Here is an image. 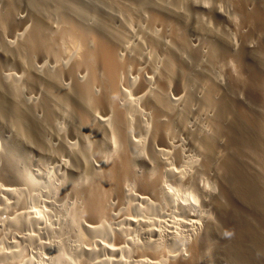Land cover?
<instances>
[{
  "label": "bare ground",
  "instance_id": "obj_1",
  "mask_svg": "<svg viewBox=\"0 0 264 264\" xmlns=\"http://www.w3.org/2000/svg\"><path fill=\"white\" fill-rule=\"evenodd\" d=\"M3 1L0 120L12 123L19 137L39 142L36 139L45 127L52 129L58 107L71 111L87 132L88 144L79 154L82 164L89 167L96 139L106 138L118 146L116 158L93 170L90 186L74 189L83 201L82 216L94 224L87 232L112 257L99 264H123V255L141 264H203V254L214 238L221 240L223 256H229L233 248L245 253L244 247L253 243L264 248V191L258 189L260 179L264 182V144L253 134L261 127L264 139V120L257 112V105H264V0H238L239 11L245 13L240 15L243 25L257 38L253 44L251 35V40L236 36L242 29H234L236 35H232L220 9H212L217 20L210 25L203 12L195 18L173 0H23L26 15L17 9L22 0ZM188 21L198 38L189 39ZM9 29L18 34L13 42L5 43L3 36ZM201 34L213 39L202 44ZM64 41L74 51L68 53L67 62H61L68 52ZM233 48L238 52L234 54ZM9 52L24 69L26 84L44 88L46 97L39 108L46 114L45 123L31 121V109L19 99V79L4 76L1 55ZM231 58L240 72L238 76L229 73L226 82L225 74L226 79L214 68ZM36 60L57 63V70L36 69ZM195 84L199 99L190 91ZM181 137L187 139L198 160L186 159L190 149L182 145ZM68 151L73 152L72 147ZM143 152L158 164L161 175L140 179L139 188L157 197L171 214L160 230L142 219L135 224L133 235L116 229L115 241H110L106 225L112 215L110 198L124 195V183L138 178L133 159ZM172 163L181 169H174ZM203 173L216 175L209 194L197 184ZM184 187L196 190L203 208L210 212L190 210L185 204L191 206L192 201L196 209L198 200L190 194L181 200L179 191ZM147 201L142 198L143 203ZM148 213L151 219L154 215ZM11 221L20 232V227L30 230L39 219L20 215ZM32 239L30 235L28 244Z\"/></svg>",
  "mask_w": 264,
  "mask_h": 264
},
{
  "label": "rangeland",
  "instance_id": "obj_2",
  "mask_svg": "<svg viewBox=\"0 0 264 264\" xmlns=\"http://www.w3.org/2000/svg\"><path fill=\"white\" fill-rule=\"evenodd\" d=\"M1 1L3 0H0V9L3 6L1 3L4 2ZM84 1L85 0H82L81 2ZM173 1L174 3H178L179 6L181 5L183 11L186 10L189 14L190 12L188 11H191V14H193L195 18V14L199 15V13L201 14L203 12V18H205L210 25L213 23L211 20H217L214 13L215 11L213 10V12L212 9H220L224 14L223 24L225 27L229 26V30L233 32H231L232 35H236L234 29H237V32L239 29H242L236 36H239L240 39L248 38L251 40L252 38V44L256 42L254 41L256 36L254 34L253 36L249 34L250 31H247L243 25L244 21H242L241 17H244L245 13L242 15L243 12L241 11V13L239 11L241 8L237 5H241V2L238 0ZM21 3L24 8L20 9L22 8V5L18 2L17 7H19L17 9H19L22 14L25 13L24 15L29 14L25 9L27 8V5L25 6L24 4L25 2L23 3L22 0ZM188 8L190 10H188ZM233 9L239 11L240 14L239 12L235 13ZM208 14L211 15L209 16ZM233 14L238 15V17ZM193 15L190 17L192 18ZM240 15L242 16L240 17ZM194 17L193 19H195ZM191 18H189L190 21L192 20ZM20 21L23 22V19L21 18ZM190 21L185 24L186 29L188 28L187 34L190 35L187 36L189 39L198 38L196 37L198 36V34H196L197 30L194 28L196 22H193L197 20H192L194 26H192V22ZM187 25H191L190 27H193L192 29H194L195 32L190 27H187ZM237 25H240V27ZM235 26L236 28H233ZM242 33L244 34L240 37ZM17 34V32L9 29L8 32L5 33V36H3L5 43L13 42ZM249 35L252 37L249 38ZM199 37L201 38L200 40H202L200 41L201 43L204 41L202 44H206V42L213 39V37L211 38V36L205 34L203 36L201 34ZM63 44L66 48L65 50L63 47L64 50L68 52L63 54L61 62H67L69 56L68 53H70V51L72 52L73 48L68 41H64ZM233 49V53L238 52L237 49ZM0 51H2V49ZM72 53H74V51ZM72 53L70 55H73ZM5 55L6 56L1 55L2 58L4 57V59H6V61L3 59L2 62V67L5 66L4 68H6H2V71L4 69V76H11L19 79V85L21 87L19 99L23 104H27L32 110V112L30 110V113L33 116H30V119H34L35 116V120L31 119V121L39 124L45 123L46 114H43L44 111L39 108L46 97L44 96V88L27 85L24 75L25 71L18 60L14 55L11 54V56L10 52L8 53L10 56L7 54ZM228 60L229 61L225 60L226 65L222 64L224 61L219 62L217 68H214L215 73H219L220 71L223 77L225 74L226 78L227 76L229 78L231 75H229V73L233 71L234 74L233 72L232 74L238 76L240 72H238V69L240 70V68L235 61L233 62L232 58ZM33 65L36 69L47 70L53 73L57 70L58 66L57 63L44 60H36ZM217 69L219 70L217 71ZM226 78L224 77V79ZM228 78L225 80L226 82H228ZM194 87L196 88V84L190 87V91ZM194 89L191 93L197 94L198 98L196 95L195 99H199L200 91L198 87L196 89L198 90L197 92L196 90L194 92ZM241 99H243V97ZM59 104L61 105V103ZM253 106L256 107L255 104ZM261 106L262 104L257 105L259 109H256L259 119L264 120V115H261L264 114V105ZM58 109L61 113L59 112L57 115L55 113L52 129L50 128L47 130L44 126L46 129V131L44 130L45 133L42 137L40 135V137L36 139L39 140V142L35 140L29 141L19 137L18 132L13 128L12 123L0 120V198L2 199L0 201V264H99L101 259L112 260L111 255L100 246L96 245L94 237L87 232V227L94 224L91 220L88 221L87 218L82 216L83 214H81V210L83 208V201L78 195H76L77 191L75 190V192L74 189H79L83 186H90L89 184L94 181L93 170L106 167L112 159L116 158L119 155L118 146L106 138L96 139L95 142H93V149L90 158L91 163H89L91 164V167H89V165L85 166L84 163L82 164L81 155L79 153L81 151L83 152L85 145L88 144L89 140L84 138V134L87 135V132L77 124L75 118L72 117L71 111H67V114V112H64L65 110H62V107H58ZM99 119L102 120L103 118L100 117ZM75 123L79 126H75ZM47 131L49 132L47 133ZM260 131L258 130L256 131L258 133L254 132L253 134L257 136L261 145L264 144L261 127ZM61 137L64 138L63 141L61 140ZM41 139L42 142L40 143ZM32 142H34V144L37 142V145L35 144L36 147ZM181 143L187 150L190 149L189 153L185 155L186 159L190 161L198 160V154L189 147V142L185 137H181ZM70 147H72L73 152L68 151ZM256 158L259 160L260 156H257ZM133 160V164L135 163L134 167L136 168H134L136 171L135 173L138 178L126 181L123 187L124 192L122 193L124 195H114L109 201L112 215L106 225L109 232V240L113 242L115 241L114 232L116 229H122L123 231L129 230L131 235H133L135 224L142 219H145L146 221H149L155 229L160 230L164 227L163 225L167 220V216L171 214L170 210L164 207L157 197L141 191L138 185L139 180L147 176H151L153 179L160 177L161 169L158 164L150 158V155L147 152L134 156ZM261 163L263 162L261 161ZM171 166L176 170H180L182 167L180 164L176 163H172ZM256 167L258 168V166ZM261 176L264 177V173H261ZM215 178L216 175L214 173H203L199 175L197 184L206 191V194H209L213 189V180ZM258 189L264 191V182H262L261 179L259 181ZM188 194L198 200V207L196 209L193 208L195 203L192 201L191 206L190 204H185L186 206H189L188 208L190 210L192 209V211H195L197 214L201 212H210L208 208H203L202 199L196 190L184 187L183 190L179 191L180 199L183 201H185ZM142 198H146L148 200L147 203H143ZM150 208L152 209L150 210ZM148 211L149 213L152 211L150 213L151 216L154 215L151 219L147 216ZM20 215L25 216L28 220L37 217L39 222L37 225L32 224L30 230H27V227H20L21 231L17 232L15 223L11 220L19 219ZM30 235L33 236V239L31 240V243L28 244L27 239ZM220 241L221 240L218 238H214L212 240V245L206 248V251L203 254V264H264V248L260 246V244L253 243L247 245V249L244 247L246 250L245 253H243L242 250L233 248L232 251L230 250L231 254L228 253L230 254L229 256H223L220 254ZM106 242L111 244L108 240H106ZM89 252L91 254L94 253L92 254L93 260H91L92 258H89ZM13 253H16V255L10 257ZM122 260L123 264H141L137 260L127 257V255H123ZM111 264H113V262Z\"/></svg>",
  "mask_w": 264,
  "mask_h": 264
}]
</instances>
